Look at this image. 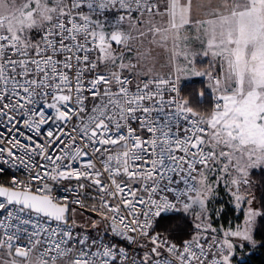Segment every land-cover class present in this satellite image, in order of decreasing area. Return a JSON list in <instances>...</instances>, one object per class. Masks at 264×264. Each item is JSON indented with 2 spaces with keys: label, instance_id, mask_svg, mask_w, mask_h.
I'll list each match as a JSON object with an SVG mask.
<instances>
[{
  "label": "snow or ice",
  "instance_id": "6c2138e0",
  "mask_svg": "<svg viewBox=\"0 0 264 264\" xmlns=\"http://www.w3.org/2000/svg\"><path fill=\"white\" fill-rule=\"evenodd\" d=\"M173 17V0H0V264L264 255V72L195 21L177 40Z\"/></svg>",
  "mask_w": 264,
  "mask_h": 264
},
{
  "label": "crops",
  "instance_id": "0c3cea01",
  "mask_svg": "<svg viewBox=\"0 0 264 264\" xmlns=\"http://www.w3.org/2000/svg\"><path fill=\"white\" fill-rule=\"evenodd\" d=\"M251 0H173L179 17L171 19V30L186 34V26L193 24L204 33L215 32L216 35H232L245 48H254L256 39L252 37L251 11L246 6ZM264 16V7L261 11ZM259 34V33H258ZM252 39V40H251Z\"/></svg>",
  "mask_w": 264,
  "mask_h": 264
},
{
  "label": "rangeland",
  "instance_id": "374dc122",
  "mask_svg": "<svg viewBox=\"0 0 264 264\" xmlns=\"http://www.w3.org/2000/svg\"><path fill=\"white\" fill-rule=\"evenodd\" d=\"M251 2V1H250ZM262 7L258 8L256 10V13L254 14L251 11V30L249 32V35L252 37L257 35H260L259 42L256 39L254 48H240V55L241 59L243 60L246 56L250 55V60H248V64L251 65L253 62H256V67L261 71L264 72V32L260 31L261 27H264V16L261 14ZM171 20L169 22L168 28L170 29L171 35H174L177 40H179L181 37V34L177 31L171 30ZM259 33V34H258ZM252 40V39H251Z\"/></svg>",
  "mask_w": 264,
  "mask_h": 264
},
{
  "label": "trees",
  "instance_id": "16d2710c",
  "mask_svg": "<svg viewBox=\"0 0 264 264\" xmlns=\"http://www.w3.org/2000/svg\"><path fill=\"white\" fill-rule=\"evenodd\" d=\"M193 80H195L197 82L196 85H195L196 87L202 86L199 83L200 78H195L194 77ZM250 259L253 261V264H261V261L264 260V255H262L260 252H257V254L255 256L250 257Z\"/></svg>",
  "mask_w": 264,
  "mask_h": 264
}]
</instances>
